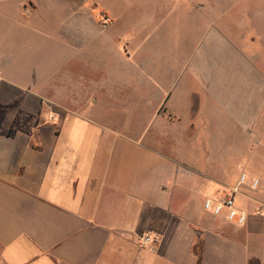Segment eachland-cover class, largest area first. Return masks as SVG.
I'll return each mask as SVG.
<instances>
[{
	"label": "crops",
	"instance_id": "obj_1",
	"mask_svg": "<svg viewBox=\"0 0 264 264\" xmlns=\"http://www.w3.org/2000/svg\"><path fill=\"white\" fill-rule=\"evenodd\" d=\"M112 1L0 0V264H264V5Z\"/></svg>",
	"mask_w": 264,
	"mask_h": 264
},
{
	"label": "rangeland",
	"instance_id": "obj_2",
	"mask_svg": "<svg viewBox=\"0 0 264 264\" xmlns=\"http://www.w3.org/2000/svg\"><path fill=\"white\" fill-rule=\"evenodd\" d=\"M244 2L246 6L250 5V8H254L257 6L259 9H261L262 5H264V0H244ZM112 3H113L112 0H107L108 6L112 5ZM125 11H127L125 7L121 10L120 6H115L114 11H113L114 16L121 19L127 14H130V12H125ZM185 11H186V8L180 9L179 11L176 12L177 14L174 15L175 17L171 19V26L170 28H168V31L170 33V40L172 42L174 41V39H179V43H180L181 39L184 38V35H186L187 32H190L192 29L191 27L193 26V21L191 20L189 16L184 18V15L182 14ZM238 15L239 16L242 15L245 21H248L250 23V27L247 29L234 28V29H231V32H233V34L236 36V40L238 41H239L238 37L241 35H244L243 37L244 43L242 42V40H240V43H243L244 45H247L248 43H250L249 46H251V49L253 51L252 54L254 55V52L255 53L257 52L258 54V57H259L258 66L260 68H264V11L250 12L248 14H237L236 17H238ZM229 17H230V14L229 15L226 14V17L224 19L227 20ZM123 31H126V30H123ZM123 31L122 29H119V28L117 30L118 33L123 32ZM167 50H169L168 51L169 53L171 54L173 53V51L170 50V48H167ZM234 168H235L233 169L234 173L231 174L232 177L233 175L235 176V173L238 172L237 170L238 166ZM236 170L237 172H235ZM231 175H230V179H231Z\"/></svg>",
	"mask_w": 264,
	"mask_h": 264
},
{
	"label": "built area",
	"instance_id": "obj_3",
	"mask_svg": "<svg viewBox=\"0 0 264 264\" xmlns=\"http://www.w3.org/2000/svg\"><path fill=\"white\" fill-rule=\"evenodd\" d=\"M110 18L105 15L101 17L103 27L109 26ZM249 180L248 174L241 175L239 185L245 184ZM260 181L258 179L251 180L252 189H258ZM204 209L214 216H224L225 220L237 226H244L248 222V212L236 205L233 195H226L219 199L207 198L204 202ZM159 240L158 236L143 235L139 239V244L142 247L156 243Z\"/></svg>",
	"mask_w": 264,
	"mask_h": 264
}]
</instances>
